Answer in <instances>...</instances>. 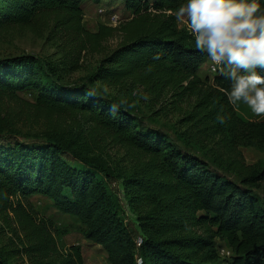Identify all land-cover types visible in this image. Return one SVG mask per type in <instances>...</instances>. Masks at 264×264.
Returning a JSON list of instances; mask_svg holds the SVG:
<instances>
[{
    "label": "trees",
    "instance_id": "1",
    "mask_svg": "<svg viewBox=\"0 0 264 264\" xmlns=\"http://www.w3.org/2000/svg\"><path fill=\"white\" fill-rule=\"evenodd\" d=\"M88 1L103 0H0V39L30 33L55 49L45 57H0V219L13 233L0 264H85L81 246H64L65 232L36 213L28 201L35 195L78 218L109 264H264V164H247L238 150H264V120L238 114L219 72L199 76L208 56L174 14L185 0H122L131 19L97 31L84 23ZM116 32L122 42L105 52ZM102 53L84 80L65 81L86 55ZM98 83L156 98L168 90L176 102L195 97L185 120L212 147L200 156L181 146ZM221 110L229 117L223 125ZM22 123L43 125L46 138L19 140L13 135ZM108 146L131 154L123 195L137 217V238L109 183L114 170L95 158ZM218 241L229 258H221Z\"/></svg>",
    "mask_w": 264,
    "mask_h": 264
},
{
    "label": "rangeland",
    "instance_id": "2",
    "mask_svg": "<svg viewBox=\"0 0 264 264\" xmlns=\"http://www.w3.org/2000/svg\"><path fill=\"white\" fill-rule=\"evenodd\" d=\"M152 1V0H150ZM181 7V6H180ZM178 7L174 14L177 17L178 26L183 28L186 24L177 16ZM85 17L84 23L86 28L91 31H97L101 25L120 26L123 22L131 19V13L127 11L122 0H103L100 3L93 1L86 2L84 6ZM121 21V22H120ZM120 22V23H119ZM122 42L120 32L107 38L104 42L105 52L118 46ZM55 49L50 46L43 38H38L33 34L15 35L0 39V57H11L20 54H34L40 57H45L53 54ZM104 52V53H105ZM102 54L86 55L83 60V68L80 71L74 72L66 76L65 81L73 83L84 80L97 66L101 60ZM211 60L208 58L206 63L201 67L199 76L202 79L212 78ZM102 91L130 106L138 116L144 118L152 125L164 129L169 133L178 143L188 148L196 154L204 155V149L208 150L213 143H206L201 137H193L195 130L193 124L189 120H185L191 112L195 103V97H187L182 101H175V97L168 90L163 93L160 98L148 95L143 89L134 90L132 88H117L110 87L98 83ZM33 98L32 95H28ZM240 116L253 121H262L264 116H255L247 106L239 104L235 106ZM13 136L19 140L32 142L44 140L47 132L43 125H31L28 123L18 124L15 128ZM185 134V135H183ZM189 136V138L187 137ZM205 147V148H204ZM242 152L243 158L247 164H264V150L254 147L241 146L238 149ZM217 149L211 151L216 152ZM65 158L70 164H76V160L70 155L65 154ZM96 161L104 164L108 168L114 170V175L109 179L114 192L118 195L122 205V211L125 215L127 225L132 235L137 238L142 233L138 228L136 214L129 207L123 195V180L129 174L131 154L124 150L108 146L95 156ZM219 172L226 173L231 178L239 180L233 173L225 169L212 165ZM28 201L35 207L36 213L40 217L51 219L56 226L65 232L61 237V242L64 246L80 245L82 248L85 264H109L106 251L100 246L84 237L85 226L81 221L70 214L64 213L57 209L53 201L41 195H35L28 198ZM201 232L200 230H198ZM12 231L6 227L0 219V250L6 247L12 239ZM218 248L222 259L230 257L228 255L230 248L225 245L223 241H218ZM14 259L13 262H16ZM20 264H24L20 259Z\"/></svg>",
    "mask_w": 264,
    "mask_h": 264
},
{
    "label": "clouds",
    "instance_id": "3",
    "mask_svg": "<svg viewBox=\"0 0 264 264\" xmlns=\"http://www.w3.org/2000/svg\"><path fill=\"white\" fill-rule=\"evenodd\" d=\"M177 16L196 49L230 82L222 89L228 102L264 116V74L258 71L264 69V7L259 0H185ZM228 119L223 110L216 117L221 125Z\"/></svg>",
    "mask_w": 264,
    "mask_h": 264
},
{
    "label": "built area",
    "instance_id": "4",
    "mask_svg": "<svg viewBox=\"0 0 264 264\" xmlns=\"http://www.w3.org/2000/svg\"><path fill=\"white\" fill-rule=\"evenodd\" d=\"M117 23H118V22H117ZM117 23H116V24H117ZM210 69H211V72H212L213 74H216V73L219 72V67H218L217 65L213 64V63H211ZM136 241H137L138 245H141L143 239H142L141 237H139ZM231 254H232V252H231V250H229L228 255H231ZM138 263H139V264L142 263V259H141V258H138Z\"/></svg>",
    "mask_w": 264,
    "mask_h": 264
}]
</instances>
